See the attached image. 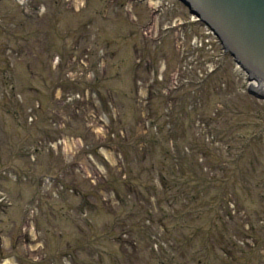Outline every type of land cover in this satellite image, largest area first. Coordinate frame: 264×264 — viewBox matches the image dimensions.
<instances>
[{
    "label": "rangeland",
    "instance_id": "374dc122",
    "mask_svg": "<svg viewBox=\"0 0 264 264\" xmlns=\"http://www.w3.org/2000/svg\"><path fill=\"white\" fill-rule=\"evenodd\" d=\"M75 1L45 0L41 2L31 0L26 2V6L21 7L19 2L15 0H3L0 2V33L5 36L6 33H12L16 30L15 37L8 41V45H11V48H21L26 45L31 47L35 45L47 47V44L54 40L55 45L52 43V48L59 49L60 51L65 48L70 54L74 51L75 55L70 60L72 63L76 62V71L73 76H78L88 71L98 60L100 69L109 73V88H114L115 90L118 88V90L124 91L128 85H124L121 76L117 77V74L121 71L127 73L129 68H135L139 75L138 86L142 90H146L151 85L150 80L152 79L154 82L155 79L157 85L165 87L166 91L169 84L170 69L176 66L178 61L176 52L173 49L175 48L174 36L165 35L166 33L162 31V27L166 24L169 17L163 16L158 21L152 14L155 0H151V4L149 3L147 6L144 4L140 5L139 0H77L79 2L78 5L75 4ZM116 17H119L118 20ZM127 21L131 22L128 24ZM117 23H126L128 25L127 30H123L124 33L118 30L120 27H118ZM53 27L57 30L55 34L52 33ZM66 34L67 39L64 38ZM81 38L84 40L78 42ZM2 40L0 39V41ZM146 40H160V48H156V51L152 52L153 46L148 41V53L146 51ZM17 43L18 45H16ZM127 50L130 55L129 57L120 54ZM2 51L4 50L0 48V55H2ZM100 52H102L101 59H99ZM151 52L156 54L154 62ZM187 55H190V53H187ZM25 60L22 59V61ZM163 61L166 68L170 62L171 68L167 69L164 76L161 75L158 81L155 76L152 77L156 66L151 69V65ZM45 62L46 60L43 59V63ZM50 62L52 63V68H54L52 70L55 71L57 69L55 68L56 65H53V61ZM33 68L37 70L36 67ZM22 71L23 67L17 64L15 74H19ZM44 71L40 72L44 73ZM46 78L49 79L47 76ZM26 79H28V82ZM224 79L227 81L226 90H231L232 84L228 74ZM38 80L39 78H29V75L27 77L21 75L16 79V82L23 81L26 84L33 85ZM215 83L217 81H215L214 77L207 80L197 90L194 97L204 98L207 101L213 93L211 88ZM166 92L161 95L169 98L170 96ZM102 95L105 99L110 100V104H112V96L108 91H102ZM113 98H116L115 95H113ZM240 98L254 101L245 96H240ZM220 99L224 100L225 105L228 106L237 101L235 96L230 95H220ZM84 101L87 102L86 105H83L82 108L79 105V110L75 113L84 119L85 127L90 133L88 131L84 132L82 136L77 138L82 141L83 147L78 148L73 154H66L61 149L55 154H52V152L48 153L46 146L49 141H53V138L46 136H41L42 153L39 155V160L38 153L36 155L30 153L31 147H24L25 152H22L21 149L17 153H14L7 145L8 139H5L0 132V139L2 140V143H0L2 150L0 151L1 165L11 166V164H14L15 168L13 171L18 174L23 173L18 166L20 165L33 173H40L44 169V172L53 175L50 177L52 181L48 185V190L43 188L41 182H38L34 188L29 183L24 186L25 181L19 177H16L14 180L9 179L4 187H0V197L5 198L7 196L11 203L10 207L0 203V206H2V208L0 207V235L3 237V246L0 249V264L8 260L13 261L15 264H39L41 257L42 259L45 258L43 250V240L45 237L40 230L41 228H37V221L47 230L53 225L58 224V226L55 225L54 230L50 229L51 234L56 237L59 233V227L67 234H70V232L78 231L73 226L79 225L86 232L82 234V241L87 247L95 250V247H92L87 242V240L95 236V221L91 225V229L87 230L78 219L77 221L75 220L74 224L68 223L66 215H70L68 218L71 219L77 217L76 213L72 211L79 204L77 193H84L89 201V206L83 208V213H88L89 215L95 214V189L90 190L85 183L95 188V183H99L103 179L105 167L101 159L109 167H113L120 161L118 153L115 150L108 152L109 148L107 147L110 146V143L107 139L110 131L115 130L113 132L114 137L117 134L120 137H124L128 131L143 133L146 126V117L143 114L146 115L150 110H146L144 107H136L138 109L137 114L131 120L129 112L125 115L116 116L109 124L107 115L103 116L100 112V103L95 98V94L90 95L88 98L86 97ZM188 102L190 103V99ZM89 103L91 105H88ZM138 104H140L139 100ZM240 106L243 110L227 118L228 124L233 129L241 121H244V117L246 116L251 126L259 123L255 120V107L248 104ZM115 111H119V108L113 109V113ZM54 112L58 114L56 111ZM158 113L161 114L162 109ZM60 119L71 122L70 117L65 115L60 116ZM134 119L138 122L135 123ZM166 120V118H162L160 122ZM4 121L6 127H11L13 124L11 117L5 118L0 114V128ZM121 122H129V124L125 127H120ZM58 123L62 125V121ZM131 124H133L134 129H130ZM257 132L258 129H255V132L247 131L249 139L255 137ZM191 134L195 137L194 131ZM240 135L241 131H237L235 137H238L239 140ZM70 137L74 139L77 135ZM15 140V137L10 138L11 142ZM254 143L255 141L251 142V147H253ZM258 143H260V139H258ZM258 146L260 149H264L263 144H259ZM248 153H251V150ZM105 155L112 158L106 160ZM11 158L15 159L11 160ZM32 165H34L33 169H31ZM48 168H51V170L46 171ZM224 168L235 172V174L238 172V167L235 164L234 166L228 164ZM252 173L253 166L248 173V177L251 180H255L256 178L253 179ZM217 177H222L221 171H217ZM59 184L67 186V189L71 188L74 193H62L61 195L57 194V197L54 196L55 187ZM36 190L39 193L34 194ZM101 194H104L106 199L110 198L105 192ZM250 195L252 206L249 209L246 206L245 209H238L239 212L245 211V214L237 213L235 218L230 222L231 233L234 237L240 236L236 230V223L242 225L247 219V213L251 217L252 212L259 206L258 190L255 187L250 189ZM63 208L67 210V213ZM100 210L107 212V209L100 208ZM90 211L92 212L90 213ZM52 212L56 214L55 222L49 220ZM102 226L100 224L98 227L100 233ZM245 227L243 226V231ZM28 232H31V236L28 235ZM48 238L50 239L51 236L48 235ZM120 240L121 242L129 241L125 236H122ZM240 240H244V238L240 236ZM123 247L126 249L125 254L121 256L112 254V256L143 257V247L141 245L137 247V251H134L128 243H124ZM136 264L143 263L139 261Z\"/></svg>",
    "mask_w": 264,
    "mask_h": 264
},
{
    "label": "water",
    "instance_id": "95a60500",
    "mask_svg": "<svg viewBox=\"0 0 264 264\" xmlns=\"http://www.w3.org/2000/svg\"><path fill=\"white\" fill-rule=\"evenodd\" d=\"M264 82V0H187Z\"/></svg>",
    "mask_w": 264,
    "mask_h": 264
},
{
    "label": "bare ground",
    "instance_id": "6f19581e",
    "mask_svg": "<svg viewBox=\"0 0 264 264\" xmlns=\"http://www.w3.org/2000/svg\"><path fill=\"white\" fill-rule=\"evenodd\" d=\"M239 68H241L242 70H244V67L240 64H237ZM6 264H11V263H6Z\"/></svg>",
    "mask_w": 264,
    "mask_h": 264
}]
</instances>
